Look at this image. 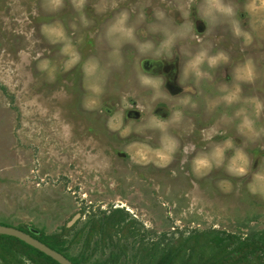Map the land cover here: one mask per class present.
<instances>
[{
  "label": "rangeland",
  "instance_id": "rangeland-1",
  "mask_svg": "<svg viewBox=\"0 0 264 264\" xmlns=\"http://www.w3.org/2000/svg\"><path fill=\"white\" fill-rule=\"evenodd\" d=\"M235 2L251 41L235 37L227 23L210 27L199 15L200 0H86L82 12L76 0H64L56 11L52 0H0V223L45 235L66 226L65 253L79 257L90 220L118 209L123 220L110 231L112 245L93 235L84 264L101 262L111 249L123 253L117 264H135L132 255L142 246L198 231L258 237L264 231V112L256 132L239 125L241 109L255 118V100L264 101V0ZM193 4L205 29L197 36L186 12ZM168 5L174 12L163 23L180 37L171 55L166 48L163 55H140L131 45L118 54L105 40L116 13L128 9L137 38L159 42L148 26ZM174 15L183 23L173 24ZM202 48L224 50L230 59L215 69L205 65L212 78L186 76V62ZM178 54L186 91L170 96L140 61ZM92 57L100 71L88 62ZM225 84L238 103L222 102ZM185 98H191L187 105ZM134 110L138 115L128 116ZM169 137L177 142L170 161ZM229 138L247 156L244 175L233 174L242 166L234 148L211 169L197 163Z\"/></svg>",
  "mask_w": 264,
  "mask_h": 264
},
{
  "label": "trees",
  "instance_id": "trees-1",
  "mask_svg": "<svg viewBox=\"0 0 264 264\" xmlns=\"http://www.w3.org/2000/svg\"><path fill=\"white\" fill-rule=\"evenodd\" d=\"M116 213L117 215H114ZM121 220L123 216L118 209L98 219H91L84 238L85 247L79 257H71L65 253L63 237L69 231L66 226H62L58 232L50 235L21 225L16 228L61 253L72 264H84L87 257L84 250L90 238L98 233L100 242L107 240L112 245L110 231L117 228ZM77 235L78 233L73 236V241L77 239ZM120 253L111 249L104 260L94 264H117L123 254ZM132 259L135 264H264V231L258 237L242 238L225 231L193 232L184 238L178 237L176 240L163 244L156 241L149 246L144 245L133 253ZM0 264L58 263L22 240L0 234Z\"/></svg>",
  "mask_w": 264,
  "mask_h": 264
},
{
  "label": "clouds",
  "instance_id": "clouds-1",
  "mask_svg": "<svg viewBox=\"0 0 264 264\" xmlns=\"http://www.w3.org/2000/svg\"><path fill=\"white\" fill-rule=\"evenodd\" d=\"M64 0H52L53 11L59 10L63 7ZM86 0H76L77 9L81 10L84 7ZM237 7L235 0H200V12L199 15L207 22V24L216 28L222 24L227 23L232 31V34L237 37H246L251 41V36L243 28L241 21L238 18ZM189 15L191 16V9H189ZM167 19L166 14L161 10L154 14V21L148 26V30L152 31L154 35H159L161 39L159 42L153 41L152 39L140 40L136 35V22L132 20V15L128 9H122L114 18V24L106 29L105 40L112 47L113 51L118 54L122 51L125 45H131L137 49L140 55L158 54L163 55L162 49L167 50L168 54H172V50L177 46V41L180 38L178 34L171 28H168L163 21ZM81 20L85 26L88 25L89 21L83 14L81 15ZM59 34L65 42L66 48H71V42L63 33V28L60 27ZM115 41H120V43H115ZM78 59V57H77ZM229 55L224 50H218L214 54L211 53L210 48H202L197 51L190 60L186 62L190 66L186 76H192L195 78H212L211 73L205 71V65L210 69L217 68L221 63H227L229 61ZM89 63L96 71L101 70V65L98 59L92 57L89 58ZM251 60L248 64L251 65ZM152 77L146 76V81H151ZM161 87H163L164 79L161 78ZM224 90L227 93L221 99L222 102L227 105H232L233 103H238L240 101V96L238 94H233L228 91V85L225 84ZM97 91H101L98 87ZM191 98H185L183 103L187 105ZM193 107L196 105L193 104ZM244 113L242 117L241 124L239 127L241 129H246L249 132H256V118L259 117L261 112H264V101L259 99L255 100V118L246 114V110L241 109ZM174 118L179 121L183 118V113L177 111L174 113ZM257 135L259 133H256ZM173 146L170 149V154L168 160L172 159L171 152L175 151V146L177 142L174 138H168ZM235 149V158L241 162V167L235 169L233 174L244 175L246 173L247 156L241 148L235 146L234 141L229 138L223 142L222 145H217L213 150L211 155L202 154L198 159L197 163L201 166L211 169L214 159L223 156V153L228 149ZM232 171V170H230Z\"/></svg>",
  "mask_w": 264,
  "mask_h": 264
},
{
  "label": "flooded vegetation",
  "instance_id": "flooded-vegetation-1",
  "mask_svg": "<svg viewBox=\"0 0 264 264\" xmlns=\"http://www.w3.org/2000/svg\"><path fill=\"white\" fill-rule=\"evenodd\" d=\"M174 6H164L162 11L166 14L167 17H169L170 12H174ZM189 9H191V16H187L189 18V23L191 24V29L194 31V34L201 35L204 32V24L199 21V19L195 16L196 15V6L194 8V4L188 7V10H186L187 15L189 14ZM177 12V10H175ZM171 15V14H170ZM172 17V16H171ZM173 24H181L183 23L182 20H179V22L175 21V15L172 20ZM171 22V23H172ZM221 33H214V38H218L217 36ZM185 37V36H183ZM182 39V38H181ZM201 40V37L198 38V41ZM218 41L214 40L213 45H217ZM176 56V57H175ZM172 57L171 60L161 59V58H144L140 61V65L142 70L152 76V77H160L164 79V88L167 89V92L170 96L179 95L181 92L186 91L182 88V86L179 84V80L181 77L180 74V67H181V57L178 55H175ZM216 75H217V70ZM215 76L213 79L216 81ZM218 82V81H216ZM174 93V94H173ZM133 111L128 114V116L133 115ZM135 115V114H134ZM138 115V114H137Z\"/></svg>",
  "mask_w": 264,
  "mask_h": 264
},
{
  "label": "water",
  "instance_id": "water-1",
  "mask_svg": "<svg viewBox=\"0 0 264 264\" xmlns=\"http://www.w3.org/2000/svg\"><path fill=\"white\" fill-rule=\"evenodd\" d=\"M135 116H137V111H133ZM0 234H5L9 236H14L26 244L36 248L40 252L49 256L53 260H55L58 264H72L64 255L61 253L49 248L44 243L38 241L36 238H33L29 234L17 229L16 227L0 224Z\"/></svg>",
  "mask_w": 264,
  "mask_h": 264
}]
</instances>
